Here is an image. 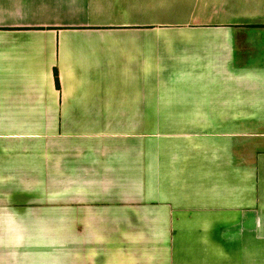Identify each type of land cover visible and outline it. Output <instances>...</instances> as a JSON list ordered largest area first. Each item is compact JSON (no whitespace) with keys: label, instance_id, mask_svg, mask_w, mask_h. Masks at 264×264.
I'll list each match as a JSON object with an SVG mask.
<instances>
[{"label":"crops","instance_id":"0c3cea01","mask_svg":"<svg viewBox=\"0 0 264 264\" xmlns=\"http://www.w3.org/2000/svg\"><path fill=\"white\" fill-rule=\"evenodd\" d=\"M0 264H264V0H0Z\"/></svg>","mask_w":264,"mask_h":264},{"label":"trees","instance_id":"16d2710c","mask_svg":"<svg viewBox=\"0 0 264 264\" xmlns=\"http://www.w3.org/2000/svg\"><path fill=\"white\" fill-rule=\"evenodd\" d=\"M54 79H55L56 88H58L59 85H58V78H57L56 70H54Z\"/></svg>","mask_w":264,"mask_h":264}]
</instances>
